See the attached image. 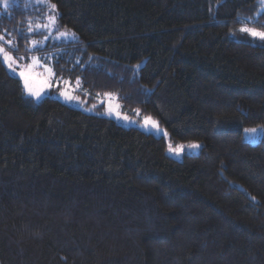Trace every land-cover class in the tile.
Wrapping results in <instances>:
<instances>
[{
    "label": "trees",
    "instance_id": "1",
    "mask_svg": "<svg viewBox=\"0 0 264 264\" xmlns=\"http://www.w3.org/2000/svg\"><path fill=\"white\" fill-rule=\"evenodd\" d=\"M50 1L78 35L55 46L58 77L202 148L177 160L164 138L36 102L0 57V264H264V142L244 137L264 126V41L240 31H264L261 0ZM28 14L0 19L27 62Z\"/></svg>",
    "mask_w": 264,
    "mask_h": 264
},
{
    "label": "rangeland",
    "instance_id": "2",
    "mask_svg": "<svg viewBox=\"0 0 264 264\" xmlns=\"http://www.w3.org/2000/svg\"><path fill=\"white\" fill-rule=\"evenodd\" d=\"M260 2L262 4L261 9L264 10V0H261ZM16 7L22 8L24 11L29 13L28 21L29 24L32 25L34 31H28V33L33 35L31 40L35 39L38 43L35 47L32 46L31 40H29V43L25 44V48L32 52L29 54L28 62L26 61L28 59L24 53L20 54L18 51V53H15V51L19 50V48L21 49V47L19 46L17 40L11 37L8 33H5L3 35L4 39L0 40V44H3L5 49L8 50L10 54L16 58V64L14 65V67L16 68L15 72L10 70L5 63L4 64L12 75L21 80L23 89L24 81L19 73L20 71L31 65L32 57L38 58L39 64L31 68L32 74L29 78L30 82L33 83L35 87L41 89V95L40 98L37 99L35 96L29 95L24 89L27 96L33 98L36 102H40L47 97H52L72 108L82 110L85 113L98 115L114 120L117 124L125 128H136L141 131L153 134L158 138H164L167 141V153L177 160H182L184 154L186 153L200 152L202 146L199 143H195L200 145L198 149L189 148L188 145L192 143L186 142L180 143L176 146L172 145L169 140L170 136L167 129L161 126L157 120L148 117L150 118V121H155L157 123V127H152L151 122L145 124L146 117L137 115L128 116L124 114L121 110V105L117 101V97L113 94L104 95L103 97L98 98L96 102L89 103V101L80 94V92H82V84L80 81L79 83H77L71 81L70 79L60 78L56 75L55 70L56 60L63 55V52L66 51V49L63 47L55 48V46H61V44L76 42L78 40L77 33L72 29H61L58 21L59 12L57 7L55 10L50 9L49 4L44 2V0H9V6L7 8H4L3 4H0V19L3 16L9 15ZM50 15H56L57 17L56 24L54 26H51L50 29H35V26L37 24L48 23L47 18ZM61 32H66L68 33V35L66 37H62L59 35V33ZM45 36L48 37L47 40L44 39ZM7 40H12L13 45L10 46L6 44L5 42ZM48 47H51L52 49L47 50ZM41 49L45 50L36 53V51ZM21 57H23V59H21ZM48 69L51 70V73L47 71ZM65 82H67V84ZM61 92H67L68 95L79 97V99L68 100L65 98V96L61 95ZM249 129H255V131H247ZM244 137L248 142L252 144L264 142V126L245 129ZM169 145H171L174 149L178 148L180 145H183L184 147L182 151H180L179 155H177L175 152L169 151Z\"/></svg>",
    "mask_w": 264,
    "mask_h": 264
},
{
    "label": "snow or ice",
    "instance_id": "3",
    "mask_svg": "<svg viewBox=\"0 0 264 264\" xmlns=\"http://www.w3.org/2000/svg\"><path fill=\"white\" fill-rule=\"evenodd\" d=\"M44 2L49 4L50 9L55 10L56 9V5L52 4L50 2V0H44ZM0 4H3L4 8H7L9 6V0H0ZM48 23L46 24H37L35 26V29H50L51 26H54L56 24V20L57 17L56 15H50L48 16ZM28 31L32 32L34 31L33 27L31 24H29L28 27ZM240 31L243 33L248 34L249 36L253 37V38H258L262 41H264V31H260L257 30L255 27H249L247 25H244L240 28ZM60 36L62 37H66L68 35V33L66 32H61L59 33ZM74 35V34H73ZM4 37L3 35H0V40H3ZM45 40L48 39L47 36L44 37ZM6 44L12 46L13 45V41L12 40H7L5 42ZM37 41L35 39L31 40V44L33 47H35L37 45ZM0 57H2L4 63L8 66V68L10 70H12L13 72L16 71V68L14 67V65L16 64V58L13 57L10 52L8 50L5 49L3 44H0ZM21 59H23V57H21ZM37 64H39V60L36 57H32V63L30 66L26 67L24 70L20 71L19 75L23 78L24 81V89L27 91V93L31 96H35L37 99L40 98L41 95V89L37 88L33 85V83L30 82V75L31 73V68L35 67ZM137 68H139V65H137ZM47 71H49V73H51V70L48 69ZM67 84V82H65ZM77 83H79V81H77ZM61 95L65 96L66 99L68 100H73V99H79V97H73L71 95H68L67 92H61ZM149 122H151L152 127H157V123L155 121H150V118L146 117L145 118V124H148ZM247 131H251L254 132L255 129H249ZM183 145H180L178 148H173L171 145H169V151L170 152H175L177 155H179L180 151H182L183 149ZM189 148L191 149H198L200 147L199 144H189L188 145Z\"/></svg>",
    "mask_w": 264,
    "mask_h": 264
}]
</instances>
